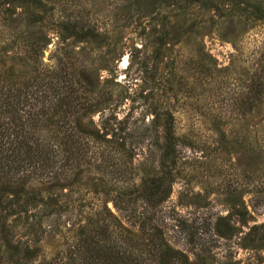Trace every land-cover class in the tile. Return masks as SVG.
Masks as SVG:
<instances>
[{
	"label": "rangeland",
	"instance_id": "374dc122",
	"mask_svg": "<svg viewBox=\"0 0 264 264\" xmlns=\"http://www.w3.org/2000/svg\"><path fill=\"white\" fill-rule=\"evenodd\" d=\"M68 21L92 35L78 39ZM10 67L29 86L37 71L72 72L81 102L101 106L71 119L111 142L102 156L79 148L69 166L55 138L57 178L31 182L61 210L6 215L0 264L62 261L66 243L122 228L146 243L152 227L187 264H264V0H0V71ZM160 175L167 195L147 197ZM43 212L36 241L25 221Z\"/></svg>",
	"mask_w": 264,
	"mask_h": 264
},
{
	"label": "trees",
	"instance_id": "16d2710c",
	"mask_svg": "<svg viewBox=\"0 0 264 264\" xmlns=\"http://www.w3.org/2000/svg\"><path fill=\"white\" fill-rule=\"evenodd\" d=\"M19 1L22 5L35 2ZM258 10H253L252 13H260ZM63 29L71 30L78 39H87L92 35L90 28H79L76 22L68 21L63 24ZM14 73L11 67L0 71V249L7 225L6 215L24 212L28 205H33L39 211L43 208L59 213L61 210L57 193L50 190L42 192L31 182L33 177L43 175L47 171L49 172L46 175H51L50 178H57L60 149L57 148L56 137L61 140L59 144L64 146L63 164L69 166L76 158H82L79 148H99V156H102L111 142L104 134L100 138L109 145L99 144L97 137L93 136V131L82 129L77 120L71 119L74 116L71 114L80 108L90 110L101 106V100L81 102L86 99L80 90H84V84L72 72L59 70L54 75L40 76L37 71L27 79H32V86L26 81L18 83ZM258 92L260 90L255 89L254 94L257 95ZM29 100L31 103L33 101L32 106ZM28 105L29 110L24 111ZM44 125L50 126L48 134L39 132V128ZM104 129V126L101 127L102 131ZM171 129L168 120L163 159L169 157V147L172 144L170 138L173 137ZM56 141L58 143V140ZM163 177L160 175L152 179L149 191L146 190L147 197L153 199L160 194L164 197L167 195L168 186L163 189ZM161 199L163 198L160 197L159 200ZM28 211L31 212L30 209ZM46 215L48 214L40 213L35 221L26 218L25 223L27 224L28 220L27 226L33 231L36 241L40 239V219ZM118 231L99 241L88 237L76 241L75 244L66 243L65 253L69 255L66 254L62 261L56 256H43L38 264H187V259L180 260L177 252L162 241L158 228L152 227V232L147 234L150 238L146 243L137 235H133L132 231L130 233L123 228ZM143 233L146 235L144 230ZM29 246L24 247L26 263L35 261L38 256V253H35L36 247L33 246L32 249ZM76 250L82 252L79 261H73ZM5 253L9 252L6 250ZM3 257L4 252L0 251V259Z\"/></svg>",
	"mask_w": 264,
	"mask_h": 264
},
{
	"label": "bare ground",
	"instance_id": "6f19581e",
	"mask_svg": "<svg viewBox=\"0 0 264 264\" xmlns=\"http://www.w3.org/2000/svg\"><path fill=\"white\" fill-rule=\"evenodd\" d=\"M124 63H125V61H124Z\"/></svg>",
	"mask_w": 264,
	"mask_h": 264
}]
</instances>
